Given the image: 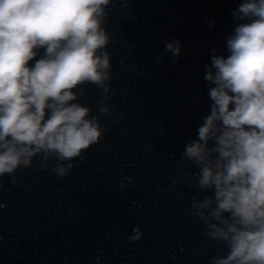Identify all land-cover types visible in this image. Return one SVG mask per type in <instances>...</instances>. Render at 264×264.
Here are the masks:
<instances>
[{
	"label": "clouds",
	"instance_id": "obj_1",
	"mask_svg": "<svg viewBox=\"0 0 264 264\" xmlns=\"http://www.w3.org/2000/svg\"><path fill=\"white\" fill-rule=\"evenodd\" d=\"M110 3L0 0V177L15 183L38 155L42 168L55 160L52 171L65 177L107 130L79 100L92 84L103 95L99 113L114 107ZM233 16L228 55H212L204 77L213 85L210 114L181 159L198 169L196 187L213 193L191 203L204 235L227 249L210 264H264V0H240ZM166 51L178 57L179 40Z\"/></svg>",
	"mask_w": 264,
	"mask_h": 264
}]
</instances>
